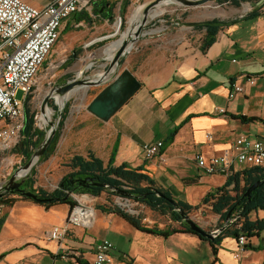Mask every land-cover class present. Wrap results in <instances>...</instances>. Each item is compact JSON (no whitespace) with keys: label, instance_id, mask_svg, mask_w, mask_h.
I'll list each match as a JSON object with an SVG mask.
<instances>
[{"label":"crops","instance_id":"obj_1","mask_svg":"<svg viewBox=\"0 0 264 264\" xmlns=\"http://www.w3.org/2000/svg\"><path fill=\"white\" fill-rule=\"evenodd\" d=\"M53 1L24 0L37 8ZM92 1V12L77 11L62 23L61 34L65 35L67 30L78 32L71 36V44L83 40L85 47L113 36L117 12H127L135 0ZM256 5L258 1L251 10ZM249 10L234 18H221L238 20L224 25L205 50L202 44L206 31L195 29L193 20L167 34L164 49L161 52L154 49L155 53L149 56L146 73L134 72L143 84L131 100L107 121L88 110L83 115L81 126L92 122L86 129L90 133L89 147L80 151L76 146L78 148L82 138L68 137V148L72 149L67 151H76L71 157L76 153L85 156L92 151L105 165L110 164L114 156V166L124 163L130 168H140L156 185L172 192L175 200L197 205L189 216L201 219L211 209L203 199L213 194L215 188L224 186L233 172L248 167L236 165L232 172L220 168L201 181L196 153L222 154L241 135L264 141V8L260 16L243 19ZM140 71L142 73L143 69ZM248 77H254L255 82L247 81ZM237 79L244 83L245 90L230 99V87ZM242 116L257 120H243ZM156 140L164 141L160 155L146 159L143 145ZM243 184L242 180L240 187ZM227 189L237 194L232 190L234 184ZM101 193H81L80 198L95 207L92 226L71 227L62 242L49 239L47 234L52 226L67 222L71 204L56 203L47 208L13 195L14 204L3 205L0 262L91 264L95 259V244L106 238L114 243L110 264H264V229L248 236L251 252L238 258L235 235L225 236L213 249L210 241L187 231L168 235L146 232L117 213L102 209L105 204L97 208L95 200L103 199ZM139 206L141 208L135 209L133 214L144 226L162 230L182 228L180 222L172 221L155 209L144 204ZM249 218L251 221L264 218V209L250 213ZM216 219L220 220L218 213ZM64 246L70 248L66 257L59 252Z\"/></svg>","mask_w":264,"mask_h":264},{"label":"rangeland","instance_id":"obj_2","mask_svg":"<svg viewBox=\"0 0 264 264\" xmlns=\"http://www.w3.org/2000/svg\"><path fill=\"white\" fill-rule=\"evenodd\" d=\"M149 1L151 0H135L134 3L129 6L127 12L123 14L117 12L114 19L116 21L114 35L98 41L97 44L95 43L84 47L83 40H77L75 43L71 44V36L78 33L77 31H72L70 33L66 31L65 35L64 33L60 35L53 56L49 58V61L42 66L39 72L38 84L28 103L34 115L36 126L40 129H45L46 134L49 133L53 125L57 126V129H59L62 113H64L67 107L69 113L65 119L63 129L60 130L61 134L52 155L45 161L44 159H39L29 171L27 177L30 176V180H34L35 188H44V190L53 192L58 188L62 178L72 171L69 162L71 161V155L76 151H67L68 149H72L68 148V137L77 135V137L79 136L82 138L81 141H79L78 148L76 146V149L80 151H86L87 147H89L87 140L90 138V133L87 132L86 129L88 126H92V122H90L88 126H81V118L87 112L88 103L91 99L96 97L103 86H81L65 95L59 91V88L76 77L80 79H93L96 76L100 77L110 64L111 60L108 58V55L116 52L120 47L133 12L138 6L144 3L146 4ZM257 1L259 2V0H246L239 7L227 3H219L217 0H209L203 5L194 7L173 5L174 3L157 7L154 9L152 16L154 18H160L155 21L154 24L144 25L142 36L134 43L132 51L129 53L127 52L121 58L122 64L120 68H118V73L121 72L123 68L127 67L132 72L137 71L136 73L138 75L145 74L149 56L155 53L154 49L158 51L163 50L167 44V34L169 35L182 25L187 26L189 21L193 20L199 22L206 19H221L223 17L234 18L239 14L247 12V9L251 10L252 6ZM139 15L141 16V13H139ZM140 69H143L142 73ZM51 91H54L55 94L47 101V107L51 109V111L44 114V99ZM23 97L24 92L20 91L18 98L23 99ZM61 97H68L65 101L63 110L61 107L62 103L60 104L59 101ZM52 102L57 104V109L52 106ZM94 128L95 126L93 129ZM17 146L14 148H3L0 146V184L5 181V179H9V177L23 167L27 161H30V159L20 154L19 151L16 152L14 150ZM36 150L37 149H34L33 153ZM80 195L81 193H74L71 197L80 198ZM11 196L13 195L11 194ZM100 196L103 198L102 200L99 198L95 200L97 208H99L101 204L115 206L118 197L123 195L102 191ZM124 198L129 200L128 203L132 209L141 208V206H139L141 203H135L138 201L129 197ZM208 205L211 206L210 204ZM3 209H5V207L0 206V219L4 215ZM125 209L128 210L129 206L125 207ZM216 215L217 213H214L212 208H209L208 213L205 212L201 219H198L196 216L191 218L199 223L205 230L212 231L213 228L217 229V226L225 222V220L217 221ZM1 259L2 257H0V260ZM0 264H4V261H1Z\"/></svg>","mask_w":264,"mask_h":264},{"label":"built area","instance_id":"obj_3","mask_svg":"<svg viewBox=\"0 0 264 264\" xmlns=\"http://www.w3.org/2000/svg\"><path fill=\"white\" fill-rule=\"evenodd\" d=\"M92 3V0H54L43 8H37L24 0H0V146L3 148H14L21 144L26 102L32 97L39 81V72L49 61L60 38L64 19L77 11L92 12ZM246 80L255 82L254 77ZM244 90L242 81H233L229 98H235ZM20 91L24 92L23 99L18 98ZM221 111L224 112V109L221 108ZM209 138L212 139V136L209 135ZM163 147L164 141L156 140L145 143L142 150L146 159H152L160 155ZM195 160L199 168L198 179L201 181L220 168L228 172L234 171L236 165L264 168V141L253 140L247 135L237 136L224 153L206 156L198 152ZM128 202L127 198L119 196L115 206L125 211V207L129 206L127 212L133 214L135 209ZM0 206L3 207L2 204ZM94 211V206L78 197L76 206L72 205L67 222L52 226L48 238L62 242L71 227H91ZM239 219L234 217L232 223H238ZM236 240L238 258L251 252L247 235L241 233ZM113 244L106 238L96 243L95 259L91 264H110L113 260ZM69 251L70 248L64 246L59 252L66 257ZM79 255L76 254L77 257Z\"/></svg>","mask_w":264,"mask_h":264},{"label":"trees","instance_id":"obj_4","mask_svg":"<svg viewBox=\"0 0 264 264\" xmlns=\"http://www.w3.org/2000/svg\"><path fill=\"white\" fill-rule=\"evenodd\" d=\"M246 0H217L219 3H227L233 6H241ZM261 8H264V2L261 6H255L251 11H249L243 19H253L260 16ZM238 19H206L200 22H195L193 27L198 30H205V38H203L202 47L205 50L207 47H210L211 44L217 38L219 30L225 25L237 22ZM68 31V30H67ZM66 33V31H65ZM71 62V61H70ZM30 98H28L29 100ZM52 106L57 109L58 106L52 102ZM69 113L68 107L65 109L62 114L60 127L56 131L51 145L44 152L42 159L47 160L52 155L54 148L59 140L61 131L64 127V122ZM243 120H257L254 117L242 116ZM176 134L171 133L170 138ZM46 137L45 129H40L35 124V118L33 113L30 110L28 101L26 102V113H25V128L22 130V140L21 144L17 146L14 150L19 151L25 158H30L33 150L36 146L39 145L42 139ZM169 138V139H170ZM114 156L110 164L105 165L104 161L93 154L92 151H89L87 155H78L77 153L71 157L69 165L72 169L64 178H62L58 188L53 192L44 190V188H35L34 180H29L30 190L37 193L39 197L48 199L46 201L33 200L36 203L43 204L45 207H50L56 203H68L72 205L77 204V199H74L69 196L66 199H63L68 195L69 191L76 189L77 193L91 192L93 195H98L102 191L112 192L106 187H83L79 186L77 179L84 178L86 176H98L100 181H105L108 184L112 185L115 189H125L134 196L129 197L138 201L141 204L147 205L155 211L159 212L161 215L170 217L174 222H180L182 228H173L162 230L156 227H146L141 223V220L138 216L128 213L123 210L121 207L110 206L109 208L106 205H102V209L109 212L117 213L122 216L125 220L132 223L134 226L138 227L140 230L146 232H154L155 234L168 235L176 231H187V233H193L201 237L203 240H208L213 246V249H216V245L220 244L222 239L225 236L235 235L237 238L239 234H245L247 236H252L254 232H258L264 229V218L256 219L251 221L249 218L250 213L258 211L259 209H264V184L256 188L251 192L250 198L244 196L247 188L254 184L259 179L264 178V168L263 167H248L238 172H233L227 179L222 187H217L214 190L213 194L207 195L203 199L204 204H210L212 211L218 213L220 220L224 221L228 212L232 210V214L240 213V219L238 223H232L225 231H223L219 236L217 235L213 239L203 238L198 233L192 231L188 228L182 221V216L178 212V208H181L187 213L191 214L196 206L190 205L187 202L175 200L172 192L169 190L156 185V182L153 178L143 173L140 168H130L126 164H121L118 166L113 165ZM244 181V184L240 187L241 181ZM231 184H234V189L237 194H232L228 191L227 187ZM163 194L164 196H159ZM217 195V196H216ZM22 198H27L26 196H21ZM51 198V199H49ZM29 199V198H27ZM16 198L11 196V194H6L0 198V204L2 205H13ZM32 200V199H31ZM3 219H0V224H2ZM239 225V226H238ZM223 223L217 227H222Z\"/></svg>","mask_w":264,"mask_h":264},{"label":"water","instance_id":"obj_5","mask_svg":"<svg viewBox=\"0 0 264 264\" xmlns=\"http://www.w3.org/2000/svg\"><path fill=\"white\" fill-rule=\"evenodd\" d=\"M169 0H151L146 4H142L143 11L141 13L140 19L135 20L132 24H129L128 28L133 27L134 34L127 37L121 44L119 50L114 54L113 57L108 58L111 60L109 66L103 72V77L101 79L95 80L93 79H80L79 77L74 78L71 81L66 82V84L59 88V91L65 95L76 88L81 86H103L101 91L96 95L95 98L91 99V101L87 105V110L94 114L97 118L107 121L112 116H114L121 107L127 103L131 98L136 94V92L141 88L143 84L142 81L127 67L123 68L121 72L118 73V68H120L122 62L121 58L128 52H130L129 47L131 44L136 43V41L142 36L144 25L154 24L159 18H154L152 13L154 9L158 5H162L163 3ZM173 5H187V6H200L208 2L209 0H173ZM211 1V0H210ZM264 0H260L258 2V6L263 4ZM54 94V91H51L47 97L44 99L43 110L46 112L47 101ZM64 98V97H62ZM61 104V103H60ZM64 104H61L62 110L64 109ZM63 114V113H62ZM61 121V119H60ZM60 125V123H59ZM57 126H52L51 130L46 137L41 140L37 149L34 153L32 152L30 161L17 170L9 179H5L0 184V198L5 196L6 194L11 193L12 195L26 196L32 200L38 201H46L48 199H44L43 197H39L37 193L30 190L29 180L30 176L29 171L39 159H42L44 156V152L51 145L54 135L57 131ZM22 171H26L25 174H20ZM78 185L83 187H106L108 190H111L113 193L123 195L124 197H132L134 194L131 192L120 189H115L112 185L108 184L105 181H100L98 176H86L81 179H77ZM264 184V178L259 179L254 184H251L247 190L245 191L244 196L250 198L251 192H253L256 188L260 187ZM74 193H77L76 189H72L69 191L68 195L63 199H66L69 196H72ZM159 196H164L163 194H159ZM51 199V198H49ZM180 215L182 216L183 223L190 228L192 231L198 233L203 238L213 239L217 235L219 236L223 231H225L232 223V219L235 217H240V213H233L232 210L228 212V215L225 217V222L222 227H218L215 230L207 231L205 230L199 223L194 221L185 211L181 208L177 209Z\"/></svg>","mask_w":264,"mask_h":264},{"label":"bare ground","instance_id":"obj_6","mask_svg":"<svg viewBox=\"0 0 264 264\" xmlns=\"http://www.w3.org/2000/svg\"><path fill=\"white\" fill-rule=\"evenodd\" d=\"M169 3H174V1L173 0H169V1H167V2H165V3H163L162 5H158L157 7H159V6H163V5H165V4H169ZM156 7V8H157ZM155 8V9H156ZM142 11H143V6L142 5H140V6H138L136 9H135V11L133 12V14H132V17H131V20H129L130 22H129V24H132L135 20H139L140 19V15H139V13H142ZM134 34V31H133V27H129V28H127V30L125 31V36H123V40H122V42L128 37H130V36H132ZM122 42H121V44H122ZM121 46V45H120ZM120 48V47H119ZM119 48L116 50V52L119 50ZM134 48V44H131L130 45V47H129V50H130V52L132 51V49ZM116 52H114V53H110L108 56L109 57H113L114 56V54L116 53ZM103 77V73H102V75L99 77V76H96V77H94V79L95 80H98V79H101ZM68 97H64V98H59V101H60V103H64L65 101H66V99H67ZM49 111H51V109H49V108H47L46 109V112L45 113H48ZM44 113V114H45ZM25 172L26 171H22L20 174H25ZM76 199H77V197H75Z\"/></svg>","mask_w":264,"mask_h":264}]
</instances>
